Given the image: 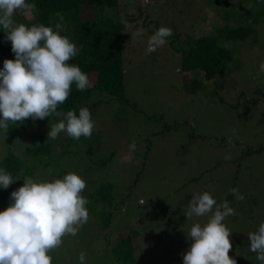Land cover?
<instances>
[{"label": "rangeland", "instance_id": "obj_1", "mask_svg": "<svg viewBox=\"0 0 264 264\" xmlns=\"http://www.w3.org/2000/svg\"><path fill=\"white\" fill-rule=\"evenodd\" d=\"M125 1L130 10H143V16H148V24L162 21V26L169 28L174 22L183 27L179 16L186 14L190 24L198 25L205 12L207 20L198 32L200 35L216 34L217 30L223 34L225 24L235 25L228 16L220 17L203 10L208 9V5L199 0L194 6L187 5L188 1L194 0ZM246 5L247 8L251 6L250 3ZM260 27L255 42L244 40L238 44L240 51L236 59H241V63L235 73L227 76L233 87L219 89L217 93L210 86L194 93L187 90L185 76L188 70H180L181 65L184 66L181 50L174 47L170 37L164 46L145 55V40L155 32H145L141 27L144 32L140 37L130 36L131 40H128L134 50L129 58L131 62L124 65L125 94L129 101L123 118L126 126L124 123L123 129L116 123L122 104L108 96H105L106 102L102 101L99 119L94 124L105 127L106 133L107 127L102 124L111 121L108 129L112 125L115 145L123 136L131 138L123 148L112 146L114 157L104 170L96 160L95 144L89 150L81 140L74 145L80 149L76 154H83V163L76 162L74 148L72 154H61L56 160L66 166V174L75 173L86 182L82 192L84 197L83 193L92 191L107 174L124 196V206H120V213L102 232L97 230L98 221L89 212V220L78 234L66 235L62 245L49 253L52 264H80L81 252L86 254L85 264H183V254L192 243L188 237L191 226L194 223L203 226L209 219L208 216L187 219L184 214L192 196L205 191L213 196L217 206L225 200L234 204L235 215L224 221L232 232L230 258L237 264H261L256 253L249 250L248 239V234L264 222V71L259 67L264 63V26ZM197 31L198 28L193 27V32ZM161 129L165 132L152 133ZM38 135L42 138L41 133ZM57 138L62 139V143L66 138V143L72 145L71 138L64 132ZM39 140L32 132L28 141L16 142L13 149L22 151ZM102 142L107 146L104 136ZM133 142L136 149L130 151L129 145ZM146 145H150L148 152H145ZM259 147L262 148L257 151ZM88 163L91 166L86 168ZM144 166L143 174L135 178ZM51 167L59 168L57 164ZM237 176L240 181L235 180ZM234 180L239 193L244 196L241 205L226 199ZM248 197L261 202L249 204ZM251 206L252 210H249ZM164 212L175 214L176 218L165 221ZM120 229L139 231L133 237L136 244L133 261H115L110 253L104 233H111L109 240H112Z\"/></svg>", "mask_w": 264, "mask_h": 264}, {"label": "trees", "instance_id": "obj_2", "mask_svg": "<svg viewBox=\"0 0 264 264\" xmlns=\"http://www.w3.org/2000/svg\"><path fill=\"white\" fill-rule=\"evenodd\" d=\"M199 1L208 5V9L204 8L203 10L212 11L220 17L228 16L233 19L235 25L225 24L223 34L217 30L216 34L200 35L198 32L207 20L205 12L201 15L198 25L190 24L188 15L182 14L179 19L184 26L175 25L173 22V25L169 26L173 33L170 38L174 47L181 50L184 66L181 65L180 70H188V75L185 76L187 90L194 93L210 86L217 93L219 89L233 87L227 81V76L235 73L241 63V59H236L240 51L238 49L239 42L244 40L255 42L258 39L260 26H264V0ZM28 2L35 4V10L29 15L17 13L14 17L15 21L27 26L43 24L53 28L56 23H61L64 30L60 34L67 36L78 49V54L68 63L79 66L90 80V87L84 91H78L73 84L70 96L64 104L59 106L58 111L66 113L68 110H73L78 115L79 109L86 107L90 110L95 123L99 119L98 112L102 101L106 102L105 96H108V98L117 99L122 104L119 106L121 110L118 108L121 115L117 117L118 122L116 123L124 129L126 126L123 121L124 114H126L125 106L129 104L125 94L124 65L131 62L129 58L134 50V45L130 46L131 42L128 39L131 40L130 36H133L136 30L141 27L145 29V32H156L158 28L162 27V21L155 23L152 21V24H148V16H143L144 11L142 9L137 12L130 10L129 4L125 0H28ZM195 2L196 0L188 1L187 5L194 6ZM248 3L251 4L250 8H247L246 4ZM186 27L188 30H185ZM193 27L198 28L197 33L193 32ZM222 28L223 26L219 29ZM148 39L147 37L145 40L146 49ZM177 44L180 45L177 46ZM137 52L139 54L140 50ZM5 59H15V56L11 51V43L5 40V32L0 30V69L3 68ZM124 109L125 113H122ZM60 119L62 117L54 115L44 120L26 119L23 123L9 124L6 132L0 129V168L19 179L8 189L0 188V211L8 207L10 193L23 185L25 177L39 181L62 179L66 175L67 168L62 165L61 161H56L61 154L67 152L72 154V148H74L76 162L83 163L85 161L83 154H76L80 152V149L74 145L78 140L71 138L72 145L70 146L69 143H66V138L63 140L65 143H62V139L53 140L47 135L44 136V133L47 134L51 126L58 123ZM99 121L98 123H101ZM110 123L102 124L107 127L108 132L105 133V127L94 124L91 138L81 137L79 139L84 146H89V150L95 144L94 153L102 169L114 157L112 146L118 149L120 146L123 148L131 138L123 136L115 145V137L111 132L112 125L110 130L108 129ZM37 131L42 134V138ZM32 132L40 138L38 143L27 146L22 151L13 149L16 142L28 141ZM163 132L165 131L161 129L152 133L157 135ZM103 136L106 138L107 146H103ZM261 148L259 147L257 151H260ZM145 149V152H148L150 145H146ZM53 164H57L59 168L53 169L51 167ZM90 166L91 164L88 163L86 168ZM144 169L145 166L134 175L135 178L142 175ZM105 172L108 173V171ZM106 175L94 185L92 191L83 193L89 201L86 206L88 211L92 213V216L94 214L98 221L97 230L99 232L110 227L112 219L121 211V209L119 210L120 206L122 208L125 203L124 196L119 189H116V182L108 179ZM239 179L241 178L238 176L235 178L240 181ZM235 180L231 190L237 189ZM231 190L226 199L241 205V200H237ZM248 200L249 204L251 201L255 204L261 202L259 199L254 201L251 197H248ZM229 206L232 207L234 204L229 202ZM249 210H252V206ZM162 217L166 218L165 221H171L176 218V215H168L164 212ZM159 218L161 219V215ZM137 233L139 231L120 229L113 235L112 240H109L111 233H104L115 261L121 263L133 261L131 259L136 246L133 237ZM49 255L51 256V254Z\"/></svg>", "mask_w": 264, "mask_h": 264}, {"label": "clouds", "instance_id": "obj_3", "mask_svg": "<svg viewBox=\"0 0 264 264\" xmlns=\"http://www.w3.org/2000/svg\"><path fill=\"white\" fill-rule=\"evenodd\" d=\"M35 7L28 0H0V30L5 32L15 56L5 59L0 69V129L6 132L9 124L54 115L62 119L51 126L47 137L54 140L64 132L74 140L91 138L95 125L88 108L81 107L78 115L73 110L58 111L70 96L73 84L78 91L90 87L88 75L68 63L78 49L60 34L64 26H27L14 19L17 13L31 14ZM143 32L138 28L134 35L140 37ZM172 34L168 27L158 28L148 39L145 55L164 46ZM259 67L264 71V63ZM135 149L133 142L129 150ZM16 180L19 179L0 168V188L8 189ZM85 188L86 182L71 172L51 181L25 177L23 185L10 193L8 207L0 211V264H52L49 253L62 245L66 235L76 236L89 220V201L82 195ZM231 191L237 200L244 199L238 189ZM184 215L187 219H209L203 226H191L188 237L192 243L183 254V264H237L229 256L232 232L224 221L235 215V210L227 200L217 206L207 191L193 195ZM248 239L249 250L264 264V222L248 234ZM85 259L86 254L81 252L80 264H85Z\"/></svg>", "mask_w": 264, "mask_h": 264}]
</instances>
